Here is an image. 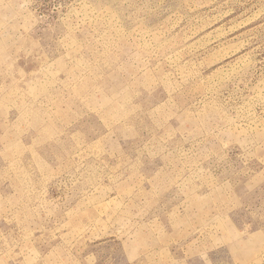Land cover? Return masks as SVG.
<instances>
[{
    "label": "rangeland",
    "instance_id": "rangeland-1",
    "mask_svg": "<svg viewBox=\"0 0 264 264\" xmlns=\"http://www.w3.org/2000/svg\"><path fill=\"white\" fill-rule=\"evenodd\" d=\"M0 264H264V0H0Z\"/></svg>",
    "mask_w": 264,
    "mask_h": 264
}]
</instances>
